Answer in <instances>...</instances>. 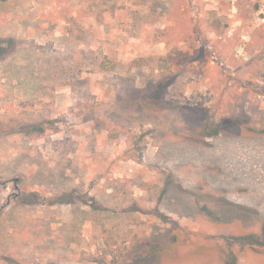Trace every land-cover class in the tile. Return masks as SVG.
<instances>
[{
    "label": "rangeland",
    "instance_id": "rangeland-1",
    "mask_svg": "<svg viewBox=\"0 0 264 264\" xmlns=\"http://www.w3.org/2000/svg\"><path fill=\"white\" fill-rule=\"evenodd\" d=\"M231 253L264 264V0H0V264Z\"/></svg>",
    "mask_w": 264,
    "mask_h": 264
},
{
    "label": "trees",
    "instance_id": "trees-1",
    "mask_svg": "<svg viewBox=\"0 0 264 264\" xmlns=\"http://www.w3.org/2000/svg\"><path fill=\"white\" fill-rule=\"evenodd\" d=\"M237 261H238V258L236 255H234V253H231L226 261H225V264H237Z\"/></svg>",
    "mask_w": 264,
    "mask_h": 264
},
{
    "label": "flooded vegetation",
    "instance_id": "flooded-vegetation-1",
    "mask_svg": "<svg viewBox=\"0 0 264 264\" xmlns=\"http://www.w3.org/2000/svg\"><path fill=\"white\" fill-rule=\"evenodd\" d=\"M16 179V178H15ZM14 181H17V180H14Z\"/></svg>",
    "mask_w": 264,
    "mask_h": 264
},
{
    "label": "water",
    "instance_id": "water-1",
    "mask_svg": "<svg viewBox=\"0 0 264 264\" xmlns=\"http://www.w3.org/2000/svg\"><path fill=\"white\" fill-rule=\"evenodd\" d=\"M15 180H17V178Z\"/></svg>",
    "mask_w": 264,
    "mask_h": 264
}]
</instances>
